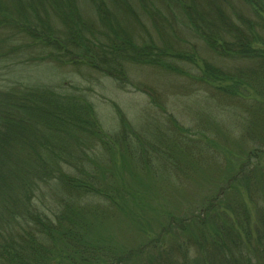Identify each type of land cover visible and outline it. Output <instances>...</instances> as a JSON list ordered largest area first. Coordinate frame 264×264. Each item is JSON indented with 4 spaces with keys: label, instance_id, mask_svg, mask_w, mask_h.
I'll list each match as a JSON object with an SVG mask.
<instances>
[{
    "label": "trees",
    "instance_id": "1",
    "mask_svg": "<svg viewBox=\"0 0 264 264\" xmlns=\"http://www.w3.org/2000/svg\"><path fill=\"white\" fill-rule=\"evenodd\" d=\"M201 1L0 0L4 68L45 61L85 66L122 91L132 67L149 68L195 80L217 100L214 112L225 104L231 109L195 127L188 148L203 139L211 149L193 154L180 145L191 130L170 114L169 142L157 149L116 106L119 130L105 133L93 105L73 87L19 80L0 87V264H264V142L232 140L228 130L240 108L255 111L252 126L264 127V101L254 99L264 97V0H238L253 18L228 14L221 4L227 0ZM163 12L173 20L169 31L154 24ZM221 138L238 151L223 147L219 157ZM144 143L165 172L182 165L193 180L214 166L218 173L187 209L159 206L156 230L119 247L99 234L100 222L112 218L98 212L128 214L124 192L132 191L99 171L113 167L116 155L144 164ZM102 150L111 154L102 157ZM46 193L51 208L49 200L40 208L36 202ZM102 197L110 203L96 202L92 210ZM133 197L136 207L146 206L144 197Z\"/></svg>",
    "mask_w": 264,
    "mask_h": 264
},
{
    "label": "rangeland",
    "instance_id": "2",
    "mask_svg": "<svg viewBox=\"0 0 264 264\" xmlns=\"http://www.w3.org/2000/svg\"><path fill=\"white\" fill-rule=\"evenodd\" d=\"M194 2L197 6L202 5L201 0H194ZM222 2L221 4L228 14L241 13L246 17L253 18L249 9L238 0H227L228 3L226 4ZM163 16L164 18L155 15L154 24L159 30L165 28L169 31L173 20L167 13L163 12ZM146 17L151 32L154 34L155 29L152 27L148 15ZM180 34L177 30L175 36L181 38ZM183 40L191 45H197L199 49L205 48V45L199 39L183 37ZM224 63H227V61L224 60ZM224 63L220 62V64ZM4 65L6 68L3 67V64H0V87H10L17 82L16 80L24 83L26 81L30 82L28 85L44 84L57 88L65 84V86L73 87L82 93L93 105L96 117L105 133L112 135L119 130L116 106L124 113L130 125L137 129L145 139H148L147 143L153 144L157 149L162 144L165 147L166 142H169V126L166 123L168 114H170L184 128L191 130L190 133H186L185 138L183 137L184 143H180V145H184V150L196 154L197 149V152L202 154V148L204 152H209L211 149L210 145L203 139V146L201 145L195 149V144L191 149L188 148L191 139H194L193 131L195 127L204 122L208 115L217 114L218 117H225L223 114L228 109L231 110L230 105L225 104L228 106L224 105L222 112L221 105L220 110L214 112L213 109L215 104H217V100H212L211 93L202 85L195 83V80L193 81V79L191 80L188 77L168 75L149 68L132 67L130 69V73H132L130 76L131 84L127 86L125 91H122L118 89L113 79L93 72L85 66H60L54 62L46 61L30 65ZM196 73L197 70L194 69L191 77L196 75ZM263 98L257 97L254 99L255 101H264ZM250 101L252 103L255 102L254 100ZM240 109L242 111L238 113L239 116L234 121H230L231 126L229 125L228 127L230 132L231 129L233 130L232 140L238 138V140L242 139L251 145H261L260 141L264 142V127L260 128L257 124L254 127L252 126L251 121L255 111L248 115L247 110L243 111V108ZM198 138L203 137L200 134ZM147 143H144L145 149L149 151V153H144L146 165L145 163H138L136 159L122 163L119 155H116V163L113 167H108L106 171L101 168L99 171L100 175L106 174L105 177L107 179H109V176L116 178L117 181L114 183L119 185V188H121L120 184L122 183L125 191H132L131 196L124 192L126 195L124 208L128 214H124L121 211L109 213L105 210H99L98 212L103 215L108 213L112 218L108 221L100 222L99 234L101 235L102 232L103 235L101 237L105 238L104 240L110 239L119 247H125L137 242L143 233L156 230L157 219L160 215V211L156 210L159 209V206L177 210L187 209V207L198 200L201 191L208 187L209 180L218 173V169L214 166L212 172L209 170L204 171L199 176H194L196 179L193 180V176L190 174L189 177L182 165L177 170L170 169L168 166L169 172H165L156 166L158 160ZM223 147L234 153L238 151V147L221 138L220 145L216 149L219 157L224 155L225 150ZM212 150L215 149L212 148ZM89 154L92 155L91 153ZM107 154L111 153L102 150V157ZM202 160L209 161L207 154ZM220 161L223 162L221 159ZM98 163L99 159L97 160ZM87 168L90 169V165ZM46 196V199L40 198L36 202L40 208L43 206V202L46 204L47 200L50 201L51 208V197L48 196V193H46ZM132 196H134L135 201H139L144 197L146 206L136 207L131 201ZM102 198L95 199L91 206L92 210L98 207L96 202L103 203V201H106L107 204L110 203L108 198Z\"/></svg>",
    "mask_w": 264,
    "mask_h": 264
}]
</instances>
